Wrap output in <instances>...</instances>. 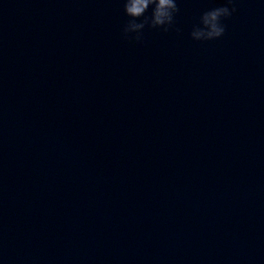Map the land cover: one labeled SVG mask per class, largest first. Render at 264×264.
I'll list each match as a JSON object with an SVG mask.
<instances>
[{"label":"water","instance_id":"95a60500","mask_svg":"<svg viewBox=\"0 0 264 264\" xmlns=\"http://www.w3.org/2000/svg\"><path fill=\"white\" fill-rule=\"evenodd\" d=\"M226 2L137 42L123 0H0V264H264V0L190 35Z\"/></svg>","mask_w":264,"mask_h":264},{"label":"clouds","instance_id":"9594fccd","mask_svg":"<svg viewBox=\"0 0 264 264\" xmlns=\"http://www.w3.org/2000/svg\"><path fill=\"white\" fill-rule=\"evenodd\" d=\"M233 0H227L225 6L205 11L199 20V25L194 26L190 35L196 41H209L221 38L225 34L226 27L223 19L229 18L235 11V7H229ZM124 12L129 20L123 28V36L129 38V34L135 33L132 39L137 42L142 40L143 30L148 28H162L167 32L174 23V15L179 11L176 0H123ZM151 7L150 15H145ZM143 18V19H141Z\"/></svg>","mask_w":264,"mask_h":264}]
</instances>
